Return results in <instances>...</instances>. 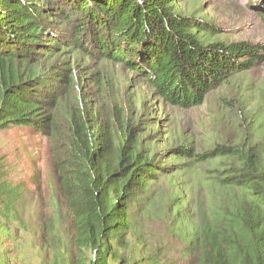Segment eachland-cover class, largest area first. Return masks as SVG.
<instances>
[{"label":"trees","instance_id":"1","mask_svg":"<svg viewBox=\"0 0 264 264\" xmlns=\"http://www.w3.org/2000/svg\"><path fill=\"white\" fill-rule=\"evenodd\" d=\"M216 36L181 0H0V130L30 128L51 144L64 211L36 230L53 264L62 218L75 264H129L121 250L138 227L164 219L187 264H264V119L205 147L174 119L163 132L166 117L156 116L201 107L264 60V46ZM93 55L101 68L90 77ZM112 64L142 79L153 113L140 92L120 97L115 73L103 68ZM10 183L1 175V243L27 230L17 200L45 185L41 172Z\"/></svg>","mask_w":264,"mask_h":264},{"label":"rangeland","instance_id":"2","mask_svg":"<svg viewBox=\"0 0 264 264\" xmlns=\"http://www.w3.org/2000/svg\"><path fill=\"white\" fill-rule=\"evenodd\" d=\"M181 5L186 13L213 27L217 35L215 39L227 44L246 42L264 46V0H181ZM87 64L90 77L95 76L101 68L100 60L95 55L88 58ZM103 68L115 73L112 78L118 79V93L122 99L126 93L128 99L131 94L140 92L148 105L151 103L150 108L154 112L152 102L155 98L149 88L142 85L144 82L140 77L113 64ZM82 90L90 96L95 94L89 82L82 84ZM156 103L159 104V100ZM244 113L247 118L243 116ZM156 116L166 117L162 123L163 132L168 129L171 119H174L180 131L192 130L189 135L193 136L198 146L205 147H209L214 140H232L236 128H249L246 126L249 118H252L255 129L257 124L260 125V119H264V60L255 64L248 73L236 76L211 93L201 107L189 111L163 108L162 114L157 112ZM260 129L264 133V125H260ZM217 136L220 137L217 139ZM50 147L46 138L30 128L0 130V177L4 175L10 184L18 185L31 181L34 175L41 172L45 184L39 196H24L12 207L17 218L26 220L27 230L13 232L9 243H1L0 240V264L54 263L53 255L42 247L36 230L45 218H58V209L64 211L61 207L64 203L56 192ZM16 195H21V192L18 191ZM7 199L0 200V218H4ZM4 222L2 220L1 223ZM167 224L166 219L142 223L130 238V246L121 250L124 260L129 264H139V258L145 256L160 264H187L181 259V243L170 235ZM57 225L59 253L56 254L61 260L59 264H75L76 259L72 261L75 251L70 242L69 221L62 218ZM13 226L16 228L17 223H13Z\"/></svg>","mask_w":264,"mask_h":264}]
</instances>
